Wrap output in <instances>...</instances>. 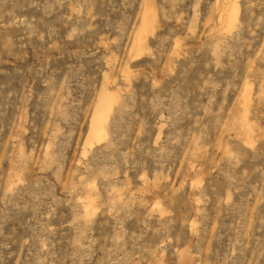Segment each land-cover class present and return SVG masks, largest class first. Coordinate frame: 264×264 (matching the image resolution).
Returning a JSON list of instances; mask_svg holds the SVG:
<instances>
[{
  "label": "rangeland",
  "instance_id": "1",
  "mask_svg": "<svg viewBox=\"0 0 264 264\" xmlns=\"http://www.w3.org/2000/svg\"><path fill=\"white\" fill-rule=\"evenodd\" d=\"M0 264H264V0H0Z\"/></svg>",
  "mask_w": 264,
  "mask_h": 264
},
{
  "label": "bare ground",
  "instance_id": "2",
  "mask_svg": "<svg viewBox=\"0 0 264 264\" xmlns=\"http://www.w3.org/2000/svg\"><path fill=\"white\" fill-rule=\"evenodd\" d=\"M98 100H100V101L98 102V108L96 110V113L94 115V119L92 121L93 125L91 126L92 127L91 135L94 137L102 136V134H103L102 127H103V124L105 121V116H106L105 112L107 111V104L105 102V100H106L105 96L104 95H102V97L100 96V98Z\"/></svg>",
  "mask_w": 264,
  "mask_h": 264
}]
</instances>
